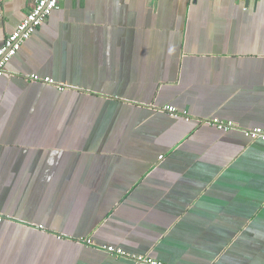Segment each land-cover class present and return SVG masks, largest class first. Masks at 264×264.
I'll return each mask as SVG.
<instances>
[{
  "label": "crops",
  "instance_id": "obj_1",
  "mask_svg": "<svg viewBox=\"0 0 264 264\" xmlns=\"http://www.w3.org/2000/svg\"><path fill=\"white\" fill-rule=\"evenodd\" d=\"M255 127L264 0H60L0 76V264H264Z\"/></svg>",
  "mask_w": 264,
  "mask_h": 264
},
{
  "label": "built area",
  "instance_id": "obj_2",
  "mask_svg": "<svg viewBox=\"0 0 264 264\" xmlns=\"http://www.w3.org/2000/svg\"><path fill=\"white\" fill-rule=\"evenodd\" d=\"M60 0H33V6L31 11L26 15V17L17 25L15 30L7 35L4 43L0 46V76L4 75L6 72V66L11 58L16 55L21 45L28 40L34 31L44 23L47 16L50 12L58 7ZM190 1V0H185ZM30 80L44 82L52 84L53 80L49 77H40L36 74L27 75ZM163 111H166L171 116H184L186 121H189L191 117L187 115L185 111H179L176 107L166 105L162 108ZM207 124L213 125L221 131H228L235 128L232 121H223L216 117L207 119ZM244 135L252 140H263L264 141V128L255 127L251 129H246L243 131ZM162 158V156H160ZM2 217L0 216V221ZM86 244H90L89 239L85 240ZM102 249L113 255L114 257H123L126 256L125 252L118 247L112 245H104ZM133 260L141 264H163L160 261L154 260L148 256H135Z\"/></svg>",
  "mask_w": 264,
  "mask_h": 264
}]
</instances>
